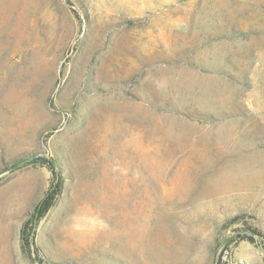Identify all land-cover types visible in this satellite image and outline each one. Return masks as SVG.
I'll return each mask as SVG.
<instances>
[{
    "label": "rangeland",
    "instance_id": "374dc122",
    "mask_svg": "<svg viewBox=\"0 0 264 264\" xmlns=\"http://www.w3.org/2000/svg\"><path fill=\"white\" fill-rule=\"evenodd\" d=\"M0 264H264V0H0Z\"/></svg>",
    "mask_w": 264,
    "mask_h": 264
},
{
    "label": "trees",
    "instance_id": "16d2710c",
    "mask_svg": "<svg viewBox=\"0 0 264 264\" xmlns=\"http://www.w3.org/2000/svg\"><path fill=\"white\" fill-rule=\"evenodd\" d=\"M48 166L51 169L52 173L55 175L53 164L51 162H48ZM60 188L61 182H56L55 185L53 184L51 186V189L46 193L45 197L37 206V215L35 216V220H38L52 206L55 197L60 192ZM26 226L24 225L21 229V239L29 248L31 241L29 240V233L26 232Z\"/></svg>",
    "mask_w": 264,
    "mask_h": 264
}]
</instances>
